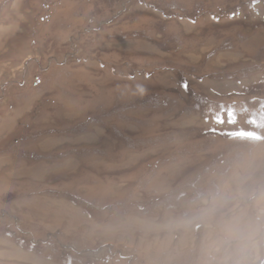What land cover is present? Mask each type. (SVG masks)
<instances>
[{
    "label": "rangeland",
    "instance_id": "obj_1",
    "mask_svg": "<svg viewBox=\"0 0 264 264\" xmlns=\"http://www.w3.org/2000/svg\"><path fill=\"white\" fill-rule=\"evenodd\" d=\"M0 264H264V0H0Z\"/></svg>",
    "mask_w": 264,
    "mask_h": 264
},
{
    "label": "snow or ice",
    "instance_id": "obj_2",
    "mask_svg": "<svg viewBox=\"0 0 264 264\" xmlns=\"http://www.w3.org/2000/svg\"><path fill=\"white\" fill-rule=\"evenodd\" d=\"M229 121L232 122V123L235 122L234 120H231V118L228 117V122ZM215 122L218 123V124H223V123H225V119L223 117H219V118L215 119Z\"/></svg>",
    "mask_w": 264,
    "mask_h": 264
}]
</instances>
